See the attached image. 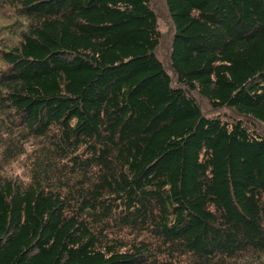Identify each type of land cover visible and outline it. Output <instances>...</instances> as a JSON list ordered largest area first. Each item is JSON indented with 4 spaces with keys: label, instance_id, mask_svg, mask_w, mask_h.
Wrapping results in <instances>:
<instances>
[{
    "label": "trees",
    "instance_id": "1",
    "mask_svg": "<svg viewBox=\"0 0 264 264\" xmlns=\"http://www.w3.org/2000/svg\"><path fill=\"white\" fill-rule=\"evenodd\" d=\"M0 0V264H264V0Z\"/></svg>",
    "mask_w": 264,
    "mask_h": 264
},
{
    "label": "rangeland",
    "instance_id": "2",
    "mask_svg": "<svg viewBox=\"0 0 264 264\" xmlns=\"http://www.w3.org/2000/svg\"><path fill=\"white\" fill-rule=\"evenodd\" d=\"M157 7H158V11L160 13L161 19H162L163 26H166L168 19L166 16V11H165L164 4H163L162 0H157ZM169 27H170V24H167L166 29L168 30Z\"/></svg>",
    "mask_w": 264,
    "mask_h": 264
}]
</instances>
